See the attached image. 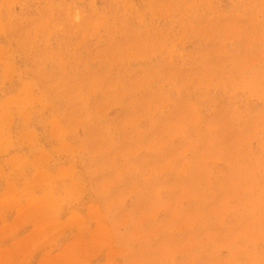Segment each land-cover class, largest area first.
I'll use <instances>...</instances> for the list:
<instances>
[{
  "label": "rangeland",
  "instance_id": "obj_1",
  "mask_svg": "<svg viewBox=\"0 0 264 264\" xmlns=\"http://www.w3.org/2000/svg\"><path fill=\"white\" fill-rule=\"evenodd\" d=\"M0 264H264V0H0Z\"/></svg>",
  "mask_w": 264,
  "mask_h": 264
}]
</instances>
